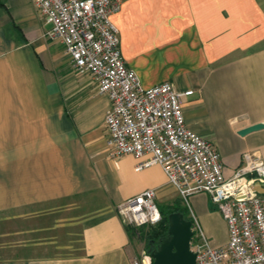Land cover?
Returning a JSON list of instances; mask_svg holds the SVG:
<instances>
[{
  "label": "crops",
  "instance_id": "1",
  "mask_svg": "<svg viewBox=\"0 0 264 264\" xmlns=\"http://www.w3.org/2000/svg\"><path fill=\"white\" fill-rule=\"evenodd\" d=\"M110 19L144 87L193 90L186 125L214 144L225 177L244 151L264 160V129L238 134L264 121V0H123ZM49 28L31 0H0V264H132L143 233L126 229L117 205L146 188L166 206L180 195L159 165L137 171L132 155L109 154V99ZM188 199V216L225 244L209 195Z\"/></svg>",
  "mask_w": 264,
  "mask_h": 264
},
{
  "label": "built area",
  "instance_id": "2",
  "mask_svg": "<svg viewBox=\"0 0 264 264\" xmlns=\"http://www.w3.org/2000/svg\"><path fill=\"white\" fill-rule=\"evenodd\" d=\"M123 0H31L50 28L45 36L64 46L79 74L90 76L109 107L104 116L109 154H130L135 170L159 165L168 183L188 205V197L205 192L222 215L225 244L213 245L193 215L190 250L195 264H264V196L250 184L264 183V160L244 151L241 164L225 177L214 144L190 129L182 99L192 89L178 90L170 81L144 87L120 51L119 35L110 15ZM126 226H156L161 212L155 190L146 188L116 207ZM189 219V220H190ZM149 250L133 256L132 264H152Z\"/></svg>",
  "mask_w": 264,
  "mask_h": 264
},
{
  "label": "water",
  "instance_id": "3",
  "mask_svg": "<svg viewBox=\"0 0 264 264\" xmlns=\"http://www.w3.org/2000/svg\"><path fill=\"white\" fill-rule=\"evenodd\" d=\"M264 129V121L253 123L238 131L245 135L252 131ZM251 190L264 195V183L255 181L250 184ZM167 233L150 251L152 264H195L196 254L190 250L192 236L191 220L182 212L174 211L167 215Z\"/></svg>",
  "mask_w": 264,
  "mask_h": 264
},
{
  "label": "trees",
  "instance_id": "4",
  "mask_svg": "<svg viewBox=\"0 0 264 264\" xmlns=\"http://www.w3.org/2000/svg\"><path fill=\"white\" fill-rule=\"evenodd\" d=\"M264 196V195H262ZM178 202V200L175 201L174 204H172L171 206H168V212L164 213L162 211L161 212V221L154 227H151L150 229H148L145 233H143V237L145 240V248L147 250H151L152 248H154L157 243L159 242V240L166 235L167 233V227H168V220H167V215L170 212H174V211H180L183 213V215L190 219V217L187 214V210L186 209H181L180 207H178L176 205V203ZM186 211V212H185ZM191 220V219H190ZM131 228L128 225H126V229L131 232Z\"/></svg>",
  "mask_w": 264,
  "mask_h": 264
},
{
  "label": "rangeland",
  "instance_id": "5",
  "mask_svg": "<svg viewBox=\"0 0 264 264\" xmlns=\"http://www.w3.org/2000/svg\"><path fill=\"white\" fill-rule=\"evenodd\" d=\"M176 205L178 207H180L181 209H186L187 210V202L182 198V197H179L178 199V202L176 203ZM158 208L160 209V211L164 212V213H167L168 212V206H166L165 204H157ZM186 212V211H185ZM130 227H133L131 228V232L132 234L134 235H137L139 233H145L148 229H150L151 227L150 226H140V227H136V226H132L130 225ZM154 227V226H152ZM22 229H26V220L23 218H21V230ZM145 242V240H144ZM70 249H65V250H53V253H62V252H65V251H69ZM142 250H147L145 248V244H144V247ZM61 251V252H60ZM140 253V252H139Z\"/></svg>",
  "mask_w": 264,
  "mask_h": 264
}]
</instances>
